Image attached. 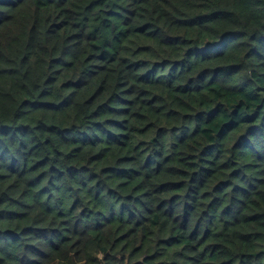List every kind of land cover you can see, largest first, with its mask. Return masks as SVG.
I'll return each instance as SVG.
<instances>
[{"label":"trees","instance_id":"1","mask_svg":"<svg viewBox=\"0 0 264 264\" xmlns=\"http://www.w3.org/2000/svg\"><path fill=\"white\" fill-rule=\"evenodd\" d=\"M0 264H264V0H0Z\"/></svg>","mask_w":264,"mask_h":264}]
</instances>
